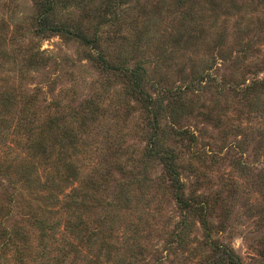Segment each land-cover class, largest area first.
<instances>
[{
    "label": "rangeland",
    "instance_id": "1",
    "mask_svg": "<svg viewBox=\"0 0 264 264\" xmlns=\"http://www.w3.org/2000/svg\"><path fill=\"white\" fill-rule=\"evenodd\" d=\"M63 3L49 24L78 23L87 33L110 20L109 12H125L119 30L98 28L100 45L109 62L145 69L160 117L154 123L145 105L125 93L119 73L90 59V48L36 34L35 0H0V203L9 193L21 201L29 192L20 181L9 183L27 160L15 128L23 109L33 108L41 120L62 114L73 132H80L82 117L88 127L73 152L82 172L104 180L103 200L128 184L135 202L115 218L110 238L104 234L111 251L103 264H225L222 248L241 264H264V91L256 86L264 80V0ZM154 142L176 158L184 197L202 202V213L177 205L160 161L146 158ZM47 171L38 167L37 175ZM24 217L14 206L5 225ZM62 231L60 224L49 238L52 248ZM100 244L92 240L66 264H94L97 254L105 256Z\"/></svg>",
    "mask_w": 264,
    "mask_h": 264
},
{
    "label": "trees",
    "instance_id": "2",
    "mask_svg": "<svg viewBox=\"0 0 264 264\" xmlns=\"http://www.w3.org/2000/svg\"><path fill=\"white\" fill-rule=\"evenodd\" d=\"M113 1L119 4L128 0H107L106 5L113 6ZM175 1L179 6L186 2V0ZM35 3L40 10L36 34L44 37L47 34H57L65 38L76 39L90 48L92 50L90 59L107 72H118L124 80L125 93L145 105L146 111L151 112L149 114L153 116L154 123L159 119L160 110L153 106L154 100L146 90L149 87V80L145 69L139 65L130 67L122 63L115 65L109 62L100 45L98 28L108 23L109 26H113V29L119 30L123 26L125 12H122L120 16L115 11L109 12V15H113L110 20L98 21L94 26V31L87 33L78 23L71 24L58 20L55 24H49L48 20L51 15H54L56 11L66 9L60 6L64 4L63 0H35ZM256 86L264 91V80L257 82ZM90 112L95 114L93 110ZM22 113L20 122L15 124V128L18 129L23 139L21 149L26 153L27 160L21 164L18 172L16 171L17 176L13 180L9 178V183L14 185L13 181H20L23 189L29 192L27 197L20 194L21 201L16 199V194L9 193L6 195V203H0V264H66V258L71 253H73L72 259L74 260L79 251L91 249L94 239H100V248L105 249V256L97 254L93 259L94 264L107 262L108 260H105L109 257L107 250H111L104 239V234L106 233L107 238H110L107 231L109 233L114 231L115 218L128 213L131 209L133 199L127 189L129 185H120L119 189L111 194L109 200H103V194L106 191L104 180L94 178L91 173L86 175L82 172V165L73 154L78 143V133L85 131L88 127L82 117L77 122L80 132H73L71 122L63 120L62 114L55 113L41 120L37 118L38 112L33 108L25 107ZM155 146L154 142L146 158L160 161L162 174H164L161 179L166 178L168 181V187L177 205L183 210L202 213L204 209L202 202L184 197L176 158L166 151L156 149ZM46 166H48V171L44 178L38 176V167ZM2 174L5 173H1L0 176ZM14 206L23 211L25 217L14 221L11 226H6L5 223L11 216ZM26 206L29 207L28 211L24 209ZM99 210L102 211L101 216L93 220L88 218L92 212ZM109 214L111 216L106 217ZM51 215H59V218L57 221L50 220ZM200 221L203 227H206L205 220ZM91 222L94 223L93 226L90 225ZM60 224L63 228L59 235L61 239L60 241L55 240L56 246L52 248L51 242L48 243V241L50 237L53 239L52 236L56 234L57 226ZM24 225L28 229L23 228ZM137 235L134 231L127 240H133ZM76 237H79L78 243ZM35 241L38 243L34 250ZM221 253L225 257V264H241L232 249L222 248Z\"/></svg>",
    "mask_w": 264,
    "mask_h": 264
}]
</instances>
